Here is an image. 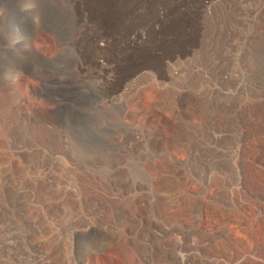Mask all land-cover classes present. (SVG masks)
Listing matches in <instances>:
<instances>
[{"label": "rangeland", "instance_id": "obj_1", "mask_svg": "<svg viewBox=\"0 0 264 264\" xmlns=\"http://www.w3.org/2000/svg\"><path fill=\"white\" fill-rule=\"evenodd\" d=\"M138 13L0 0V264H264V0Z\"/></svg>", "mask_w": 264, "mask_h": 264}, {"label": "bare ground", "instance_id": "obj_2", "mask_svg": "<svg viewBox=\"0 0 264 264\" xmlns=\"http://www.w3.org/2000/svg\"><path fill=\"white\" fill-rule=\"evenodd\" d=\"M63 1L65 3H68V6L74 10V14L76 16L77 15L79 16L78 17L80 19L79 20V22H80V32L79 33L82 35V38H83V39L81 38L83 40L82 43L88 39L87 40L88 42L86 45L88 47H96L97 46L96 39L98 38V33H96V32L99 31L98 27H104V28L115 27L116 25L121 23L122 19L125 16H128V14H126L127 12L130 13L129 14L130 18L135 19L137 16H140V14L138 13V11L140 9H141V11L145 10L149 6L150 1H155V0H136L133 3V5L127 4V6L124 8L122 14L119 13L117 0H63ZM130 2H131V0H124V3H130ZM163 10H164V8H163ZM158 21H160V19H158ZM82 43L81 44L79 43L80 49L82 48L83 45H85V43H83V44ZM4 76L8 77V79L6 81H9L10 79L14 78L13 73H10L9 71H7ZM2 87H3V79L1 77L0 78V89ZM1 105H6L8 107V109H7V107L4 109L5 110L7 109V111L8 110L13 111L15 109V107H17V104H15L12 101L11 96H9V95L6 98V102H4V103L1 102ZM17 116H18V114H17ZM9 120L13 121L14 119L13 120L9 119ZM18 120H19V118H18ZM11 121H9V122H11ZM14 122L15 121H13L12 123L14 124ZM20 122H22V121H19V123ZM26 122H29V121H26ZM15 124H17V123H15ZM26 124H28V123H26ZM21 125L25 126V124H21ZM15 126H14V128H15ZM19 128H21V127H19ZM47 140L49 141V139H47ZM52 141L55 142V140L53 138H52ZM82 263H83V261L81 262V264Z\"/></svg>", "mask_w": 264, "mask_h": 264}]
</instances>
